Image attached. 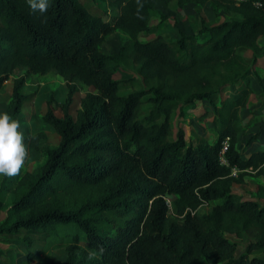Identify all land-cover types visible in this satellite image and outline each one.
Listing matches in <instances>:
<instances>
[{
	"label": "trees",
	"instance_id": "1",
	"mask_svg": "<svg viewBox=\"0 0 264 264\" xmlns=\"http://www.w3.org/2000/svg\"><path fill=\"white\" fill-rule=\"evenodd\" d=\"M157 1L104 0L103 18L80 0H49L44 17L30 13L26 0H0V88L14 76L4 113L14 119L20 112L28 76L56 75L65 87L60 103L48 96L40 116L56 144L40 139V165L18 179L0 178V235L24 230L46 240L58 224L74 228L43 248H62L63 261L47 256L40 264H264L255 255L264 251V204L232 190L263 171L264 150L243 157L236 148L237 110L251 91L248 64L236 49L253 60L261 52L264 0H174L178 9L210 1L213 16L228 18L212 25L199 18L194 33L178 30L173 40H140ZM115 30L126 39L105 54L99 46ZM121 65L140 79L114 78ZM238 78L237 96L215 103L218 90ZM197 102L210 106L212 142L192 144L181 127L172 130L179 104ZM225 137L226 166L217 158ZM204 205L209 211L200 212ZM225 234L248 238L237 256ZM17 241L25 251L20 264H38L33 239ZM0 259H7L2 250Z\"/></svg>",
	"mask_w": 264,
	"mask_h": 264
},
{
	"label": "rangeland",
	"instance_id": "2",
	"mask_svg": "<svg viewBox=\"0 0 264 264\" xmlns=\"http://www.w3.org/2000/svg\"><path fill=\"white\" fill-rule=\"evenodd\" d=\"M80 1L89 12L107 18L108 14L104 8V0ZM213 6V3L210 1H205L202 4L188 2L178 9L174 0L166 3L158 0L155 3V12L149 19L148 30L140 32L137 37L140 40H146L155 34H161L167 40H173L177 37L178 30L186 34L194 33L198 28L199 18H203L207 25L216 24L228 18L224 13L213 16L211 12ZM160 14L164 18H160ZM124 39H126V35L120 30H115L104 37L99 47L103 53L111 54L118 49L120 42ZM260 43L261 52L255 56V60L252 59L249 50L243 47L236 49V52L248 64L247 75L250 77L249 83L251 86V91L247 95L244 107H240L237 110L238 123L241 130L237 135L236 148L243 157H246L252 150H264V38L261 39ZM131 76L140 79L132 68L124 65H121L113 75L114 78H127ZM13 77V75L9 76L0 88V113H4L6 103L9 100ZM242 86L243 82L240 78L229 82L218 90L217 95L213 98L215 103H218L224 97L234 98ZM22 91L27 95V100L23 103L20 112L14 119L20 122L19 131L24 135V143L28 148L29 158L26 160L20 174L14 177L15 179H18L23 172L29 171L43 162L44 157L35 148L40 139L48 144H56V134L50 126L40 120V116L45 110V101L48 96L51 94L54 100L60 103L64 98L65 87L61 79L56 75H35L26 77ZM82 96L83 91H79L74 95L71 109L72 114L80 107L79 100ZM51 108L55 115H61L58 106L51 105ZM211 118L210 106L206 102L188 105L179 104V107L170 117V124L173 131H175L176 127H181L184 131L185 140L192 144L205 140L212 142L216 134ZM254 135L256 137L247 143V140ZM262 167V172L258 174L250 172L243 176L242 183L233 184V192L239 194L242 198L253 199L258 203L264 204V191L263 189L257 190L258 186L264 188V164ZM209 209V205H204L199 211L207 212ZM2 216L3 212L0 211V219ZM54 230L56 231V235L54 237L49 236L46 240H44V234L30 233L24 230L18 234L0 235V250L7 257V259H0V264H20L25 251L21 247L23 245L19 244L17 240L23 236L33 239L30 250L39 255L38 264L47 256L52 257L58 262H62L64 258L62 248L47 249L46 251L43 248L48 243L51 244L55 239H59V236L64 232L68 233L65 236L69 237L74 232V228L71 224H58ZM225 237L235 244L234 256H237L243 250L248 240L247 237L239 239L230 234H225ZM255 255L264 256V251L255 253Z\"/></svg>",
	"mask_w": 264,
	"mask_h": 264
},
{
	"label": "clouds",
	"instance_id": "3",
	"mask_svg": "<svg viewBox=\"0 0 264 264\" xmlns=\"http://www.w3.org/2000/svg\"><path fill=\"white\" fill-rule=\"evenodd\" d=\"M26 3L30 13L38 12L42 17L50 6L49 0H26ZM19 127L18 120L13 119L7 112L0 113V176L9 179L20 174L29 158L24 135L19 131Z\"/></svg>",
	"mask_w": 264,
	"mask_h": 264
},
{
	"label": "built area",
	"instance_id": "4",
	"mask_svg": "<svg viewBox=\"0 0 264 264\" xmlns=\"http://www.w3.org/2000/svg\"><path fill=\"white\" fill-rule=\"evenodd\" d=\"M227 145H228V137H225L222 141H221V144H220V149L218 151V154H217V158H218V162L219 164H222V165H227L228 162L224 156V153H225V150L227 148ZM237 171V169L235 167H231L230 168V172L231 174H235Z\"/></svg>",
	"mask_w": 264,
	"mask_h": 264
}]
</instances>
